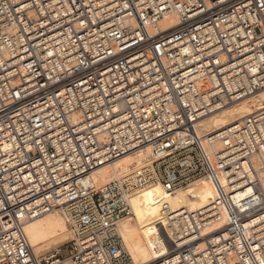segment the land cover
<instances>
[{
	"label": "built area",
	"instance_id": "built-area-1",
	"mask_svg": "<svg viewBox=\"0 0 264 264\" xmlns=\"http://www.w3.org/2000/svg\"><path fill=\"white\" fill-rule=\"evenodd\" d=\"M261 91L264 0H0V264H132L117 232L131 195L196 180L214 200L163 203L181 245L147 264H264V108L200 133ZM122 158L128 175L93 179ZM48 212L69 228L64 256L25 234Z\"/></svg>",
	"mask_w": 264,
	"mask_h": 264
},
{
	"label": "bare ground",
	"instance_id": "bare-ground-1",
	"mask_svg": "<svg viewBox=\"0 0 264 264\" xmlns=\"http://www.w3.org/2000/svg\"><path fill=\"white\" fill-rule=\"evenodd\" d=\"M174 23L175 21L163 24V27L166 28ZM263 108L264 91H261L246 100L205 116L200 123V133L214 134ZM219 139V137L215 138L216 151L221 148ZM129 162V158H122L99 170L94 174L93 179L104 185L116 175H128ZM255 167L257 168L258 165L255 164ZM259 178L264 192V170L259 173ZM250 193V188H246L239 192V196L242 199L248 198ZM214 198L215 194L209 182L201 180L188 184L171 195L166 194L159 184H150L136 190L130 197L132 218L124 219L117 226L122 245L131 256L132 264L157 261L171 254L181 245L177 244L172 236V224L170 226L161 213L163 203L169 205L171 214L180 215L198 211L205 213ZM24 230L35 255L41 250H48L61 240L69 239L70 235L67 224L57 212H48L26 222Z\"/></svg>",
	"mask_w": 264,
	"mask_h": 264
},
{
	"label": "rangeland",
	"instance_id": "rangeland-1",
	"mask_svg": "<svg viewBox=\"0 0 264 264\" xmlns=\"http://www.w3.org/2000/svg\"><path fill=\"white\" fill-rule=\"evenodd\" d=\"M196 181H199V180H196ZM201 181H205V180H201ZM186 186H184V187H186ZM184 187H182V188H184ZM182 188H179V189H182ZM179 189H178V191H179ZM130 218H132V216ZM132 223L134 224V222H132ZM70 236H71V234L69 235V239H65L63 241L61 240V241L53 244V246H51L48 250H41V251H39V253H36L37 257H45V256L54 255V254H57V256H64L66 254V250H67L68 244H69V242L71 240V237ZM122 248L129 255V253L127 252V250L124 249L123 245H122ZM130 258H131V256H130Z\"/></svg>",
	"mask_w": 264,
	"mask_h": 264
}]
</instances>
